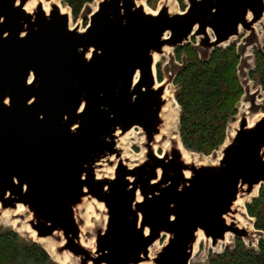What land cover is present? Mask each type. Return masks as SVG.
<instances>
[{"label": "water", "instance_id": "1", "mask_svg": "<svg viewBox=\"0 0 264 264\" xmlns=\"http://www.w3.org/2000/svg\"><path fill=\"white\" fill-rule=\"evenodd\" d=\"M29 1L0 0V215L24 221L34 242L76 264H190L200 237L212 247L229 234L252 242L233 214L253 226L245 204L264 186V114L252 123L240 114L216 162L187 160L175 142L159 154L169 113L154 65L192 38L205 61L240 29L254 38L264 0H184L181 12L95 0L83 30L69 25L68 6L45 0L44 10L35 0L27 10ZM135 127L144 152L130 166L118 143ZM104 163L111 174L99 175ZM85 200L103 205L101 224L89 228L79 214ZM253 230L256 246L263 233Z\"/></svg>", "mask_w": 264, "mask_h": 264}, {"label": "trees", "instance_id": "2", "mask_svg": "<svg viewBox=\"0 0 264 264\" xmlns=\"http://www.w3.org/2000/svg\"><path fill=\"white\" fill-rule=\"evenodd\" d=\"M94 0H62L71 10L73 18L81 16L84 7ZM159 0H146L147 5L156 8ZM185 8L184 0H178ZM191 42L176 47L174 59L184 63L175 75V100L180 107L179 130L181 144L185 149L210 155L226 138L228 124L238 112V104L244 93L239 78L241 57L234 43L216 47L208 59L202 60ZM254 68L247 75L264 88V45L253 50ZM157 79L162 80L161 69ZM247 214L254 219L253 226L263 235L257 245L246 244L235 238L232 246L220 253L208 252L200 264H264V186L256 198L245 204ZM0 264H54L43 247L32 240L22 238L12 229L0 230Z\"/></svg>", "mask_w": 264, "mask_h": 264}, {"label": "rangeland", "instance_id": "3", "mask_svg": "<svg viewBox=\"0 0 264 264\" xmlns=\"http://www.w3.org/2000/svg\"><path fill=\"white\" fill-rule=\"evenodd\" d=\"M60 3L66 7V5L63 4L62 0H59ZM144 4L146 6L147 10L150 11H156L157 7L161 6L162 4L167 5V8L171 12H181L184 10L180 7L178 0H159L156 2V8L151 7L147 5L146 0H143ZM185 3V2H184ZM186 6V5H185ZM96 7V1L94 0L92 3H90L84 13H82V16H79L77 19L73 18L72 14L69 18V25L71 27H77L79 30H83L85 26L88 23V14L95 9ZM254 27V34L255 37L250 39L248 37L249 32L243 29H240V33L238 36L233 37L230 39V43H235L239 46V49L241 51V63H240V79L243 84L244 88V94L243 98L240 100L239 106H238V112L233 118V120L228 124V131L232 130L234 126H237L240 114L245 113L246 119L250 123L257 120L261 115L264 114V88H262L258 83L252 79H249L246 75V72L254 68V57H253V50L255 48H260L264 45V16L261 19V21L255 23L253 25ZM246 37H248V40H245ZM196 40V38H194ZM173 50L170 48H166L164 51V54L162 55H156L155 65H159L161 69V75H162V81L165 82V89L167 91L166 97L168 98L167 107L166 110L169 113L166 116V129L164 132L166 133L165 136V142L162 145L157 144L156 149L158 153L160 154L163 149L168 147L170 143L175 142L176 144L180 141V137L178 134L179 130V113H180V107L177 106L175 101V94H176V86L173 84L171 78L174 76L175 72H177L180 69V62L176 61L173 57ZM154 65V66H155ZM155 72L157 76V69L155 66ZM245 73V75H244ZM158 81V79H157ZM159 82V81H158ZM144 141L143 135L140 133V130L138 128H132L127 132V134L119 137V143L118 146L122 148V154L121 156L124 158V161L128 164L133 165L137 163L139 160L143 157L144 147L142 145V142ZM187 150V149H186ZM188 152H191L187 150ZM220 150H216L215 152L211 153L210 155H203L199 153H192V158H194V161L196 163H210V162H216L217 158L220 156ZM112 160H115V157L112 156ZM104 171L99 172L100 174H106L109 175L112 173V168L108 166L106 163L101 167ZM248 198H244L242 200V204L244 205ZM90 207V208H88ZM236 208H239L236 206ZM84 212V213H83ZM88 214V216L86 215ZM79 214L84 216L85 219H88L89 222L87 223L88 227L91 228L96 224H101L102 221L105 220V214H104V208L103 205L96 200H85L84 204L79 208ZM234 217L239 221V225H243L248 228V230L252 234V242H246L250 243L252 246H254L255 240L260 236L259 233L255 232L253 230L252 226V220H250L246 215L236 211L235 214H233ZM13 216L11 213L5 212L4 214L0 215V230L2 229H12L16 231L22 238L26 240H34V237L30 235V229L24 225V221H19L12 219ZM19 223L20 226H17L16 223ZM234 236L229 234L228 240L220 243L218 246L212 247L211 243L209 241H206L203 237L199 240L194 255L190 260V264H200L203 263L206 258L209 251L211 252H220L224 249L225 246L230 245L234 241ZM166 241V235H163L161 239L157 240L150 246L149 255L153 256L156 251L160 249V247L164 244ZM85 244L87 246L93 245V242L91 240H86ZM46 251L52 258V261L54 264H76L75 260L71 258L68 254H62L57 255L54 252V247L52 249H49ZM61 259V261H60ZM64 261V262H62ZM142 264H151L150 262H145Z\"/></svg>", "mask_w": 264, "mask_h": 264}, {"label": "bare ground", "instance_id": "4", "mask_svg": "<svg viewBox=\"0 0 264 264\" xmlns=\"http://www.w3.org/2000/svg\"><path fill=\"white\" fill-rule=\"evenodd\" d=\"M52 1H53V0H52ZM54 1H55L56 4L60 7V10H61V11H66V10H67V7H64V6L60 3L59 0H54ZM138 1H141V2L144 3L143 0H138ZM40 2H42V6H43L44 10H48V2H46L45 0H40ZM26 3H27V4L25 5V9L30 10L31 7L34 5L35 0H30L29 2H26ZM166 93H167V91H166ZM176 105H177V104H176ZM177 106H178V105H177ZM230 132L233 133V130H230ZM230 132H228V133H230ZM231 133H230V134H231ZM178 143H179L180 148L182 149L183 156H184L187 160H189V159H194V158H192V155H190V154H192V152H188L186 149H183L182 146H181V142H180V141H179ZM237 203H241L240 200H238ZM88 208H90V207H88ZM20 209H21V208H20V206H19L18 210H20ZM86 215L88 216L87 213H86ZM88 222H89V220L86 219V223H88ZM26 228H27V226H26ZM29 231H30V230H29ZM30 235H31L32 237H34V234H33L32 231H30ZM201 238H202V237H200V239H201ZM200 239H199V240H200ZM226 240H228V235H227V237H226ZM39 241L42 243V245H43V247H44L45 249H47V250L52 249V246L49 244V242H45V240H39ZM60 261H61V259H60ZM62 262H64V261H62Z\"/></svg>", "mask_w": 264, "mask_h": 264}]
</instances>
